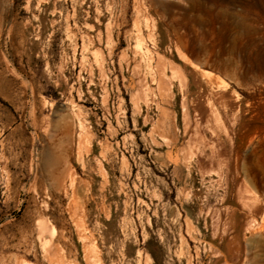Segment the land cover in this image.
Instances as JSON below:
<instances>
[{
  "label": "rangeland",
  "instance_id": "1",
  "mask_svg": "<svg viewBox=\"0 0 264 264\" xmlns=\"http://www.w3.org/2000/svg\"><path fill=\"white\" fill-rule=\"evenodd\" d=\"M190 66L239 106L196 130L204 174ZM73 114L91 153H64ZM58 255L264 264V0H0V264Z\"/></svg>",
  "mask_w": 264,
  "mask_h": 264
},
{
  "label": "bare ground",
  "instance_id": "2",
  "mask_svg": "<svg viewBox=\"0 0 264 264\" xmlns=\"http://www.w3.org/2000/svg\"><path fill=\"white\" fill-rule=\"evenodd\" d=\"M225 66L226 65H225L224 61L214 62V67H216L220 70H224ZM157 70H158V68H157ZM159 72H161V71H159ZM159 75L161 76V73ZM162 78H163V76L159 77L160 83L162 81ZM189 79H190L189 96H190V106H191L192 111H188L187 108L185 110L184 109L185 105H184V107L182 106L183 118H184V123H183L184 124V131H186L188 129V136L186 139L188 151H189L188 152L189 153L188 154V167L190 168V170H193L194 168H196L202 174H204L206 171H208V169L211 166H210V164H208V162L206 160L205 152L199 151L194 146L196 144V132H197L196 130L198 128L203 127L207 131H209L211 134L214 128L215 129L224 128L223 127L224 126V119H225L224 115L226 112L225 107L228 105L229 109H238L239 106H238V102H236V100L234 99L233 94L228 89L229 87L228 88L226 87V84H225V86H222L221 88L216 89V86L218 85V83H217V85L215 83H211L212 77H210L209 74H206V73L200 71L199 68H196L194 66H190V68H189ZM163 80H164V78H163ZM184 84H186V83H184ZM182 101H183V103L185 101L183 96H182ZM227 112H229V111H227ZM228 114H227V116H228ZM230 114H229V118L231 116ZM77 116H78V114H73L72 123L66 125V127L64 129V133L62 134L61 142H65V144L63 143L64 153H65V150H67V148L69 147L70 143H73V146H74V149L76 150V152H79V150H80V152H82L81 149H83V151H85L86 153H89V152L91 153L92 149L88 143V137L85 134H83V131H82L83 127H84L83 122ZM235 117H237V116H235ZM190 119H192V121H190ZM233 119H234V117H233ZM225 126H226V124H225ZM71 127H72V129H71ZM224 130H226V128H224ZM209 132H208V134H209ZM214 138H216V137H214ZM217 140L218 139H216V141ZM53 143H55V142H53ZM52 147H54V146L52 145ZM58 157L61 158V156L56 155L57 165H58V161H57ZM46 158H48V157H45V159ZM57 165H56V170L52 174V176L54 177V179H62L64 173H62V171L59 168H57ZM254 207H255V205H254ZM48 231H49L48 238L51 239L52 234H53L52 230L48 229ZM89 253H90V256L94 255L93 248H91ZM56 258H59V260H61V262L63 264H68L67 262H65L63 260V258L61 256L58 255V257L56 256Z\"/></svg>",
  "mask_w": 264,
  "mask_h": 264
}]
</instances>
